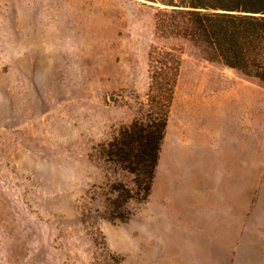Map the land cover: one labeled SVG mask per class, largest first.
<instances>
[{
	"label": "rangeland",
	"instance_id": "rangeland-1",
	"mask_svg": "<svg viewBox=\"0 0 264 264\" xmlns=\"http://www.w3.org/2000/svg\"><path fill=\"white\" fill-rule=\"evenodd\" d=\"M157 6L0 0V264H264V88L158 39ZM153 46L182 59L170 116L149 197L110 221L134 177L101 147L151 111ZM229 133L216 181L202 156Z\"/></svg>",
	"mask_w": 264,
	"mask_h": 264
},
{
	"label": "trees",
	"instance_id": "trees-1",
	"mask_svg": "<svg viewBox=\"0 0 264 264\" xmlns=\"http://www.w3.org/2000/svg\"><path fill=\"white\" fill-rule=\"evenodd\" d=\"M142 1L158 5L154 13L158 39L186 40L200 49L207 61L240 72L264 88V0ZM181 65L175 49H150L145 98L151 111L144 119L121 127L101 147L106 163L134 177V190L124 186L116 190L121 202L109 203L110 221L127 220L129 213L124 207L128 201L143 202L150 195Z\"/></svg>",
	"mask_w": 264,
	"mask_h": 264
},
{
	"label": "crops",
	"instance_id": "crops-1",
	"mask_svg": "<svg viewBox=\"0 0 264 264\" xmlns=\"http://www.w3.org/2000/svg\"><path fill=\"white\" fill-rule=\"evenodd\" d=\"M221 136L217 134L210 136L211 141L208 142L210 147L206 149L208 155L202 156L204 161L201 165L211 172L210 177H214L216 181H230V133L222 136L227 141L225 148L218 149L217 145L214 146V142H217ZM191 161L195 167L198 166L194 160ZM220 170L221 173H219Z\"/></svg>",
	"mask_w": 264,
	"mask_h": 264
}]
</instances>
